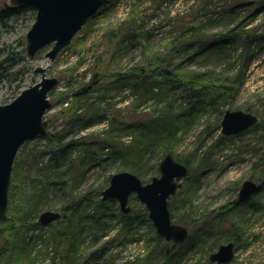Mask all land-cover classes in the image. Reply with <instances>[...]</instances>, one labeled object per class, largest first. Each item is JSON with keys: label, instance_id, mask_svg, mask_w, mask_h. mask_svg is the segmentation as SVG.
Segmentation results:
<instances>
[{"label": "rangeland", "instance_id": "1", "mask_svg": "<svg viewBox=\"0 0 264 264\" xmlns=\"http://www.w3.org/2000/svg\"><path fill=\"white\" fill-rule=\"evenodd\" d=\"M7 3L0 0V6ZM108 4L54 61L47 57L52 45L32 60L26 56V34L36 20L35 10L12 18L0 29V61L13 48L23 52L26 59L18 61L13 70L22 69L21 74L0 79V105L40 82L41 75L35 73L38 67L46 69L47 77L59 80L49 95L53 106L45 115L47 134L27 141L15 160L8 218L0 224V264L17 258V240L21 237L39 249L44 244L39 235L50 247V254L40 257V264H73L71 258L75 264H148L155 255L159 259L153 262L162 264L161 255L168 250L175 259L183 256L179 264H213L210 255L228 242L235 243V256L227 264H264V0H110ZM129 29L139 38L130 39ZM155 64L172 76L184 75L187 83L149 76ZM131 69H142L144 77L124 79L121 84L110 77ZM145 76L146 83L141 85ZM94 78L100 84L92 88ZM202 81L207 86L228 87L229 98L211 88L207 93L200 91ZM189 83L194 89L186 86ZM173 85L177 88L168 93ZM160 86L165 90L160 104L159 98H142ZM83 87H87L85 102L74 97ZM164 107H170L175 115L187 114V131L178 135H182L179 144L172 143L166 152H159L164 149L162 140L155 138L157 146L138 156L142 158V173L147 176L140 178L144 183L160 175L157 164L168 154L189 168L183 187L170 200L173 222L188 225L191 218H201L202 227H192L187 240L175 245L158 239L149 212L146 217L148 210L136 195L129 200L130 213L137 217L132 223L125 221L117 200L110 206L100 203L110 177L135 166L132 159L137 153L123 157L122 150L133 145L139 133L124 130L139 120L152 121ZM227 110L255 114L260 123L236 136H226L222 120ZM112 123L119 132L109 140ZM82 138L92 144L103 143L91 149L98 154L92 161L90 157H78L88 148ZM72 141L77 147L71 156L66 146ZM113 141L117 148L112 147ZM74 162L77 168L71 170ZM48 164L52 165L54 179H45L43 172ZM248 179L261 188L251 200L259 209L249 208V204L233 208L228 228L221 226L219 209L237 200ZM44 180L54 183L35 208L32 203ZM76 203L80 207L74 212L73 231L81 232V237L74 233L72 240L64 243L61 233L66 228L60 229L62 223H58L63 221V209ZM46 211L59 212L62 217L42 224L44 229L37 233L31 225ZM27 213L31 217L25 222L16 219ZM9 232L15 234L12 239ZM202 235L203 239L211 235L204 249L194 246ZM74 250L77 254H72Z\"/></svg>", "mask_w": 264, "mask_h": 264}, {"label": "water", "instance_id": "2", "mask_svg": "<svg viewBox=\"0 0 264 264\" xmlns=\"http://www.w3.org/2000/svg\"><path fill=\"white\" fill-rule=\"evenodd\" d=\"M110 0H8V7H30L36 11V20L26 34V56L34 59L42 49L52 45L47 57L54 61ZM35 73L41 81L24 89L10 103L0 105V224L7 220L12 172L20 148L29 140L47 134L45 115L53 104L50 93L58 85L57 78L46 76V69L38 67ZM259 117L241 110H227L222 120V133L236 136L257 125ZM189 168L171 154L160 163V175L144 183L136 174L120 172L110 179L102 192L104 201L117 200L125 214L131 212L129 200L136 195L149 211L159 236L168 242L182 243L189 236V229L172 220L169 200L183 186ZM259 189L257 182L248 179L242 184L239 202L247 200ZM55 211L41 213L39 222L49 225L61 219ZM235 256V244L219 247L210 256L212 263L227 264Z\"/></svg>", "mask_w": 264, "mask_h": 264}, {"label": "trees", "instance_id": "3", "mask_svg": "<svg viewBox=\"0 0 264 264\" xmlns=\"http://www.w3.org/2000/svg\"><path fill=\"white\" fill-rule=\"evenodd\" d=\"M110 6H111V3H110ZM107 7H109V4L105 5L101 9V11L106 9ZM31 10H34V9H32L30 7L18 8V7H8L6 5L5 6H0V29L4 28V27H7L9 25V21L12 18L19 17L20 15H23L25 12L31 11ZM129 33L130 34L127 35V36L130 39L134 40V39H138L139 38V35L136 34L135 32H133L132 30L130 31V29H129ZM250 43L251 42L248 40L247 44L249 45ZM21 59H22V61L26 60L25 57H24L23 52L19 51L18 48L17 49L13 48V51L10 52V55L7 56L4 60L0 61V79L9 78L10 76L15 75L14 73L21 74L23 72L22 69H19L16 72H13V70L16 67V64ZM157 63H159V65H160L161 61H159ZM159 65L155 64V67L152 66L153 67V74L149 75V76H155V78L163 77V78H166V81H171V82L172 81H176V82H181L183 84L187 83V80H185L183 78L184 75L179 76L178 74H176L175 76H172V73L169 72V70L163 69V68L161 69V67H159ZM141 70L140 69L139 70L131 69L127 73L126 72L125 73L121 72V73H118V74H111L110 77L112 79H114V82H116L118 84H121V83H123L124 79L127 80V79L132 78V77H138V78L141 77V76L144 77L143 76L144 75L143 74V70L142 71ZM140 82H141L140 83L141 85H145L146 76H145V78L141 79ZM90 84H91V87L93 86L92 88H94L96 85L100 84V82L98 80L96 81L95 78H94V79H92ZM140 84H136V86H138ZM199 84H200V86L198 87V89L200 91H203V92L207 93V90H209L211 88L215 93L222 94V95H227L228 98H229L230 90H229L228 87L220 86V85H214V84H212V86H207V85H203L204 84L203 81L199 82ZM153 85H155V84L153 83ZM156 85H157V83H156ZM186 86H188L190 89H194V88H192V86L190 87V83L188 85H186ZM87 87L86 88L85 87L81 88V90L79 92H76L74 94V97L81 99L82 102H85L86 99H88L87 98L88 96H86L85 93H84V90H86ZM91 87H88V89H90ZM175 87H176V85L171 86V88L168 90V93L169 92H174L175 89L177 88V87L176 88ZM164 92H165L164 88H162V86H160V87H158V90L156 92L152 91V92L144 93L142 95V98L144 100H146V101L155 100V99L159 98V99H157L158 100L157 101V105H158V104H160L163 101ZM20 93H21V91H18L17 96ZM62 96H64V94H62ZM65 97L66 96H64L63 98H65ZM203 97H204V95H200L201 99ZM202 104H204V102ZM170 110H171L170 107H164V108H162L161 110H159L157 112L158 116H156L155 119H153L152 121L146 122L144 120H139L136 123H134L132 126L126 127V129L124 130L125 133H127V131H129V130H132L130 133H132V132H138L139 133L138 139L136 141H134V144L130 145V146L129 145L124 146V148H126V150H124V148L122 150V153H123L122 156L123 157H127L130 154L135 155L137 153L136 154V158L132 159V160L135 161V164H134L135 166H132L131 168H129L128 172L136 174L141 179H142V176H146V175H144L142 173L143 172V170H142V167H143L142 166V158H140L138 156V154L139 153H143L144 156H145V153L143 151H146L147 149H150V147L151 148H153L154 146L156 147L157 144L154 141L155 138H158L159 142L162 140L160 144H161V146L164 149L159 151L161 153L166 152L167 147L171 146L172 143L173 144H179V142H180V140L182 138L181 137L182 135L180 136V138H178V135L184 134L187 131L188 126L190 125V124H187V123H190V121L187 122V114L186 113H178L177 115H175V114H172V112ZM187 112H189V111H187ZM157 113H155L153 116H155ZM192 113H193V111H192ZM192 113H191V115H192ZM257 125L253 126L252 128L257 127ZM111 126H112V128L110 129L111 131L109 133L113 134V135L109 136V138H108L109 140L115 139V135L117 134L116 132L117 131L119 132V130H116L114 128V123H112ZM252 128H250L249 130H251ZM116 137H117V135H116ZM50 138H51L50 139L51 142L54 141V138L52 136H50ZM120 138H121V134H120L119 138H116V140L120 139ZM82 139H83L82 142L84 141L85 145L88 148H87V150H86V152L84 154H80L78 157H79V159L80 158L86 159V157L87 158L90 157V158H92L91 159V161H92L93 159H95L98 156V154L95 152V150L93 151L91 149L95 148V145H97L98 143L102 147L103 143L102 142H97V144H95V142H94L92 144L90 142H86L84 140V138H82ZM115 143L116 142H114V145L112 146L113 148H117V146H115ZM117 143H119V142H117ZM76 144H77V142L72 141L69 145L66 146V148H67L66 152H68L71 156L74 154L75 147H77ZM116 145H118V144H116ZM128 146L131 147V149H128ZM121 147H122V145H121ZM132 149H135V150L137 149L138 152H135V150L132 152ZM102 150H104V148H102ZM129 152H130V154H129ZM101 154H103V153H100L99 156H101ZM119 155L120 154H117L115 156V158H117V156H119ZM54 158L57 159L55 155H54ZM57 163H58V161H57ZM157 166H160V163H158ZM51 167H52V165L48 164L47 167L45 168V171L43 172V174L45 175V179L46 178L47 179L53 178L51 176V173H52L51 170H53V169H51ZM76 168H77L76 162H74L71 165V170L76 169ZM159 171H160V168H159ZM52 183H54L53 180H49V182L48 181L45 182V180L43 181V183H42L43 184L42 185L43 189L39 190L40 193L38 194L37 197H34L35 199H34V201L32 203L33 207L36 208V207L39 206V201H41L46 196V194L48 193L47 191L51 187ZM63 184H64V182H63ZM170 200H169V206H170V210H171V204H170L171 202H170ZM114 202H115L114 200L107 201V202L103 201L102 199L100 200V203L103 206H110L111 203H114ZM245 204H249L248 205L249 208L253 207V209H255V210L259 209V205L256 206L254 200L253 201L249 200L248 203H244V204H238L237 201H234L232 204L225 205L222 209H219L220 211L218 213V216L221 217L220 225L225 227V228H228V223L231 220H233L232 209L233 208H237V207H241L242 205H245ZM79 207H80V204L76 203V204H73V205H71L70 207H68L66 209H63V212H64V215L62 217L63 221L58 223V226L62 223L61 226H60V229H65L66 228V230H63V233H61L63 235V239L62 240H63L64 243H69L72 240L74 233L76 235L75 237H78V239L81 237L80 236L81 232L77 233V232L73 231L74 230L73 229L74 228V223L76 222L75 221L76 217H75V213L74 212H79L78 211ZM30 215H31L30 213H27L26 215H18L16 217V219L20 220L23 223L28 218L31 217ZM122 215L126 219L125 221H127L129 223H132V222L136 221V219H137V217L133 216L131 213L122 214ZM173 215H174V213L171 212L172 220H173ZM146 217H148V211L146 213ZM178 224H182L183 226L187 227L189 229V234H190V230L192 229V227H196V226L198 228L202 227V220H201V218H199V220L197 218H191V222H188V225H186L184 223H178ZM31 226H33L35 228L37 233H40L39 229L40 230L44 229V226H42V224L39 221L36 222V223H32ZM11 232H12V230H11ZM11 232H9L10 233L9 234L10 238L15 235V234L12 235ZM204 234L207 235L206 232ZM196 235H197V237H199V235L197 233H196ZM157 237H158V239L160 241H162L164 239V238H162L159 235ZM202 237H203V235L199 238V241H197L194 244L195 247H200V248L202 247L201 249H204L205 245L208 243V240L211 239V235L207 236L204 239ZM39 238H42V241L44 243L43 244L42 241H41V243L43 245L39 249H36L34 244L30 245L29 242L24 237H21L20 240H17V243H18L17 244V247H18L17 248V250H18L17 254H18V256H17L16 259L8 258L7 259V264H37V263L40 264L41 263L40 262V257L49 255L50 254V251H49L50 247L45 245L47 239L44 238L43 235H39ZM86 239L87 238H84V241H86ZM201 239H203V241H201ZM205 241H207V242H205ZM165 243L167 245H175V243H172V242H165ZM106 250L107 249H104L102 251V255H104L106 253ZM171 253H172L171 250H168L167 252H165L164 254L161 255L162 259H164V262L162 264H179V262H181L183 260V256H181L178 259H175L174 258L175 256H172ZM72 254H77V251L74 250L72 252ZM52 259L55 262L56 257L53 256ZM71 259H70V262H73V264H75V259H72V260ZM154 259H155V261L157 259H159L158 255H155V257H153L151 259V261L153 262ZM151 261L148 264H151ZM65 262L66 263L69 262L67 260V258H66ZM154 264H157V262H155Z\"/></svg>", "mask_w": 264, "mask_h": 264}, {"label": "flooded vegetation", "instance_id": "4", "mask_svg": "<svg viewBox=\"0 0 264 264\" xmlns=\"http://www.w3.org/2000/svg\"><path fill=\"white\" fill-rule=\"evenodd\" d=\"M251 180H253V179H251ZM246 181V180H245ZM255 181V180H254ZM256 182V181H255ZM258 184V183H257ZM259 186V185H258ZM242 187V186H241ZM261 188H260V186H259V189L255 192V193H253L247 200H245V201H243V202H239V200H238V198H239V194H238V198H237V203L238 204H244V203H248V201L249 200H252V197L260 190ZM241 190V189H240ZM179 191V190H178ZM239 193H240V191H239ZM177 194V193H176ZM172 243H174V242H172ZM228 243H230V242H228ZM228 243H226V244H228ZM234 243V242H233ZM235 244V243H234ZM223 245V244H222ZM219 249V248H218ZM215 253V252H214ZM213 254V253H212ZM211 254V255H212ZM210 255V256H211ZM210 260V259H209ZM210 262H211V260H210ZM212 263V262H211ZM213 264H217V263H213Z\"/></svg>", "mask_w": 264, "mask_h": 264}, {"label": "bare ground", "instance_id": "5", "mask_svg": "<svg viewBox=\"0 0 264 264\" xmlns=\"http://www.w3.org/2000/svg\"><path fill=\"white\" fill-rule=\"evenodd\" d=\"M126 172H128V171H126ZM131 173V172H130ZM103 200V199H102ZM104 201V200H103ZM108 201H111V200H108ZM115 201V200H114ZM107 202V201H106ZM149 212V211H148ZM125 214V213H124Z\"/></svg>", "mask_w": 264, "mask_h": 264}]
</instances>
